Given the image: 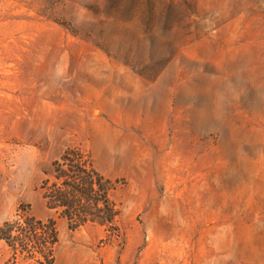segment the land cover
I'll use <instances>...</instances> for the list:
<instances>
[{"label":"rangeland","instance_id":"374dc122","mask_svg":"<svg viewBox=\"0 0 264 264\" xmlns=\"http://www.w3.org/2000/svg\"><path fill=\"white\" fill-rule=\"evenodd\" d=\"M72 148L113 222L48 207ZM199 179L222 187L200 229L264 264V0H0V228L25 209L58 237L48 259L13 230L0 264H182Z\"/></svg>","mask_w":264,"mask_h":264},{"label":"trees","instance_id":"16d2710c","mask_svg":"<svg viewBox=\"0 0 264 264\" xmlns=\"http://www.w3.org/2000/svg\"><path fill=\"white\" fill-rule=\"evenodd\" d=\"M83 157L84 154L79 149L72 148L53 163L51 175L54 180L46 179L47 184L51 181L45 193L48 207L64 206L65 215L70 221H74L76 226L88 221L111 223L116 211L110 204H106L109 200L107 188L109 180L105 179L93 164ZM100 192L107 205L104 208L97 206L101 200ZM96 206L98 213L92 211ZM22 212L19 214V219L4 223L0 228V237L10 240L12 231L18 230L26 234L25 240L35 243L33 251L52 259L50 258L52 247L58 241L55 221L36 219L25 209H22ZM28 253L30 254L29 251Z\"/></svg>","mask_w":264,"mask_h":264},{"label":"crops","instance_id":"0c3cea01","mask_svg":"<svg viewBox=\"0 0 264 264\" xmlns=\"http://www.w3.org/2000/svg\"><path fill=\"white\" fill-rule=\"evenodd\" d=\"M199 180L201 181H196L195 186L182 187V195L189 191L197 197L193 201L182 198V206L176 204L182 207V264H186L187 256L191 259L190 261H194V264H235L233 258L235 245L213 243L212 229H200L199 226L200 222L212 219L211 212L214 208L210 207L212 202L209 196L222 189L219 186L221 183ZM204 215H206L205 218Z\"/></svg>","mask_w":264,"mask_h":264}]
</instances>
